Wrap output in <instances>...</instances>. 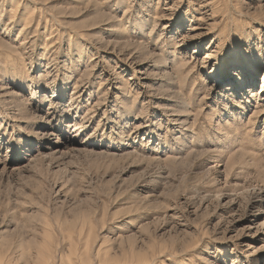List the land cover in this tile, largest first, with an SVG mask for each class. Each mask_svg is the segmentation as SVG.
Returning a JSON list of instances; mask_svg holds the SVG:
<instances>
[{
    "label": "rangeland",
    "instance_id": "374dc122",
    "mask_svg": "<svg viewBox=\"0 0 264 264\" xmlns=\"http://www.w3.org/2000/svg\"><path fill=\"white\" fill-rule=\"evenodd\" d=\"M262 88L264 0H0V264H264Z\"/></svg>",
    "mask_w": 264,
    "mask_h": 264
},
{
    "label": "bare ground",
    "instance_id": "6f19581e",
    "mask_svg": "<svg viewBox=\"0 0 264 264\" xmlns=\"http://www.w3.org/2000/svg\"><path fill=\"white\" fill-rule=\"evenodd\" d=\"M248 67V66H247ZM253 67V68H252ZM252 69L253 70H257L258 69V64L257 65H252ZM221 81V80H220ZM264 88H262V90H263ZM258 197V199H261V198H263L264 197V195H258L257 196ZM256 201H258V200H256ZM255 202V201H254ZM257 207V206H256ZM253 213V212H252ZM254 215V214H253ZM256 220L258 219V216L256 215L255 217H254ZM264 223V222H263ZM264 225V224H263ZM263 225H262V227H263ZM231 229V228H230ZM264 248V247H263Z\"/></svg>",
    "mask_w": 264,
    "mask_h": 264
}]
</instances>
